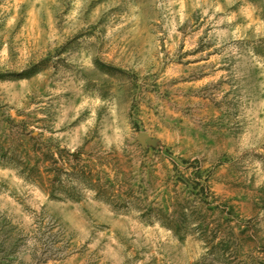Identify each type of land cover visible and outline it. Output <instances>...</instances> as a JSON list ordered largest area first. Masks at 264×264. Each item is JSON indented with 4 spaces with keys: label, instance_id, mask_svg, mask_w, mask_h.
Here are the masks:
<instances>
[{
    "label": "rangeland",
    "instance_id": "1",
    "mask_svg": "<svg viewBox=\"0 0 264 264\" xmlns=\"http://www.w3.org/2000/svg\"><path fill=\"white\" fill-rule=\"evenodd\" d=\"M9 145L0 264H264V0H0Z\"/></svg>",
    "mask_w": 264,
    "mask_h": 264
},
{
    "label": "trees",
    "instance_id": "2",
    "mask_svg": "<svg viewBox=\"0 0 264 264\" xmlns=\"http://www.w3.org/2000/svg\"><path fill=\"white\" fill-rule=\"evenodd\" d=\"M16 149H13L11 145L9 147H0V156L4 158H9L10 160H15L16 157ZM15 156V157H14ZM85 153L83 151H80L76 155H72L73 161L71 162L68 159H64L63 157L60 160H55L53 163L58 166L54 169H47L49 172H51L54 175V181L62 184V176L67 175L70 176V178L83 180L87 183H89L93 187H100L101 185V178L98 174H96L95 165L91 161H88L89 159H84ZM197 174V173H196ZM195 186L189 184V187H192V189H200L199 192L205 193L207 196L211 194L210 188L207 184H202L199 181L194 180L193 181ZM196 182V183H195ZM105 188V187H104ZM103 187H101V190ZM108 191L103 192L107 193ZM128 204V203H126ZM185 209V208H183ZM194 211H191L194 222L197 223V227L200 229L203 233V236L208 240L209 243L212 244L213 248L216 249L218 254L222 256L226 260H231L229 256L234 254V250L232 249L230 243L224 238V231L222 230H216L211 232L209 235V229L208 226L205 225V221L203 222L202 219L198 216L199 213L197 211V208H193ZM192 209V210H193ZM154 209H151L147 211L145 216H149ZM156 211V210H155ZM184 213V212H183ZM232 214V213H231ZM157 216L160 217L161 220H163L168 226L170 227H178L181 226L183 222V219L180 220L178 216L175 214L168 216L163 213L162 211H159L157 213ZM212 233L215 234V236H212ZM217 240V241H216Z\"/></svg>",
    "mask_w": 264,
    "mask_h": 264
}]
</instances>
